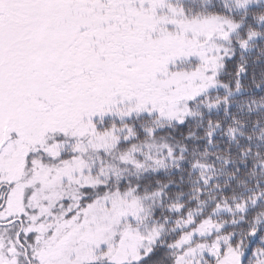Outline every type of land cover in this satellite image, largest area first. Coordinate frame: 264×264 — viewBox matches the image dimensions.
Returning a JSON list of instances; mask_svg holds the SVG:
<instances>
[{"label": "snow or ice", "instance_id": "6c2138e0", "mask_svg": "<svg viewBox=\"0 0 264 264\" xmlns=\"http://www.w3.org/2000/svg\"><path fill=\"white\" fill-rule=\"evenodd\" d=\"M0 264H264V0H0Z\"/></svg>", "mask_w": 264, "mask_h": 264}]
</instances>
